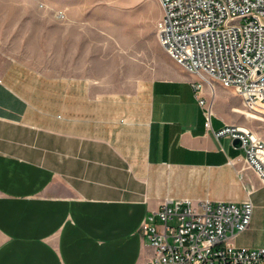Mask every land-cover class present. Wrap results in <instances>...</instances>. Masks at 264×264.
<instances>
[{"label":"crops","instance_id":"1","mask_svg":"<svg viewBox=\"0 0 264 264\" xmlns=\"http://www.w3.org/2000/svg\"><path fill=\"white\" fill-rule=\"evenodd\" d=\"M31 4L25 64L0 52V264H147L155 250L142 224L168 199H251L252 222L234 243L264 247V183L240 142L215 135L246 122L213 113L206 126L212 105L200 99L211 85L138 77L115 89L89 10L60 22ZM3 20L0 45L14 47L18 25ZM34 31L42 47L52 35L56 55L34 62Z\"/></svg>","mask_w":264,"mask_h":264},{"label":"built area","instance_id":"2","mask_svg":"<svg viewBox=\"0 0 264 264\" xmlns=\"http://www.w3.org/2000/svg\"><path fill=\"white\" fill-rule=\"evenodd\" d=\"M159 2V40L177 65L197 76L196 90L218 82L234 88L245 110L257 112L264 100V0ZM200 104L205 106L206 100L201 98ZM212 115L210 108L207 127ZM215 135L239 140L246 165L264 183V137L236 125ZM253 212L251 199L242 204L165 200L142 224L155 250L147 264H264V247L234 243L249 228Z\"/></svg>","mask_w":264,"mask_h":264},{"label":"rangeland","instance_id":"3","mask_svg":"<svg viewBox=\"0 0 264 264\" xmlns=\"http://www.w3.org/2000/svg\"><path fill=\"white\" fill-rule=\"evenodd\" d=\"M32 0H16V13H10L11 0H0V23L7 19L4 25L17 23L18 38L14 47L0 45V52L13 56L15 60L25 64L26 49V26L24 22L25 10L32 6ZM40 8H49L52 16L60 22L70 21L76 15L69 16L70 8H83L89 10V15L84 18L97 23V31H92V38H96L97 44L94 47L99 60L107 58L108 70L114 72L115 89L121 87L132 88L133 82L138 77H192L193 74L177 65L168 55L162 46L158 33L157 23L162 15V7L159 0H35ZM62 14V16L60 15ZM11 15V16H10ZM15 19V20H14ZM2 20V21H1ZM12 20V21H11ZM14 20V21H13ZM28 48L33 50L34 62L42 61L47 56L56 55V46H50L52 35L48 37L44 46L42 40H36L35 36ZM40 38V36H39ZM34 41V42H33ZM6 42L0 41V43ZM44 50L45 54L42 53ZM106 55V56H104ZM3 65L0 62V66ZM214 85H206L207 104L212 105L215 116L223 118H242L246 124L244 127L253 129L261 137H264V100L260 101L261 106L256 109L261 113L238 114L233 112L232 107L241 103L242 99L236 94L234 88L222 86L215 82ZM242 112V113H243Z\"/></svg>","mask_w":264,"mask_h":264},{"label":"bare ground","instance_id":"4","mask_svg":"<svg viewBox=\"0 0 264 264\" xmlns=\"http://www.w3.org/2000/svg\"><path fill=\"white\" fill-rule=\"evenodd\" d=\"M251 113V112H250ZM253 113H261V112H259L258 110H257V112H253ZM261 114H263L264 115V113H261Z\"/></svg>","mask_w":264,"mask_h":264},{"label":"water","instance_id":"5","mask_svg":"<svg viewBox=\"0 0 264 264\" xmlns=\"http://www.w3.org/2000/svg\"><path fill=\"white\" fill-rule=\"evenodd\" d=\"M238 142H240L239 140H237ZM240 144H241V142H240Z\"/></svg>","mask_w":264,"mask_h":264}]
</instances>
